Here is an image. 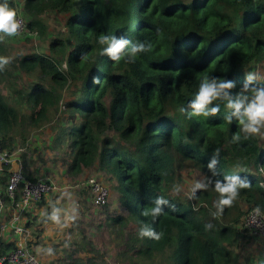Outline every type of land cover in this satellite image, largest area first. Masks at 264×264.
Returning a JSON list of instances; mask_svg holds the SVG:
<instances>
[{"label":"trees","instance_id":"16d2710c","mask_svg":"<svg viewBox=\"0 0 264 264\" xmlns=\"http://www.w3.org/2000/svg\"><path fill=\"white\" fill-rule=\"evenodd\" d=\"M8 4L25 21L23 41L31 51L11 54L8 44L0 42V56L11 57L0 72L2 150L10 154L18 149L26 181L48 178L33 166L28 148L29 131L41 129L51 138L49 157L61 163V182L80 183L74 188L77 199L64 207L60 222L52 219L59 211L55 197L44 195L23 208L17 224L29 232L31 250L47 261L109 264L88 234L91 226L82 225L93 212L88 204L94 195L84 181L96 172L105 176L115 205L123 210L97 225H105L113 237L116 264H264V237L242 229L248 211L256 209L264 217L263 144L258 136L243 139L238 121L224 119L229 110L223 103L216 116L189 118L180 112L203 77L235 81V94L247 73H254V65L264 62V0ZM47 13L62 17L61 30L49 24ZM101 35L123 36L133 44L150 45V51L139 53L132 63L112 61L101 54ZM16 75L30 82L14 84L10 79ZM256 83L264 86V78ZM236 133L241 134L239 143L232 142ZM217 149L213 175L208 164ZM186 167L197 170L207 188L184 198L171 195L177 174ZM8 169L9 164H3L0 171L3 221L18 212L7 195ZM83 173L87 176L81 177ZM232 175L250 186L218 212L215 182L225 183ZM59 191L53 196H65ZM110 193L105 205L92 206L109 207ZM157 198L167 201L162 213L156 218L143 215ZM144 225L161 238L140 237ZM0 239L3 252L17 245L13 230ZM242 239H259L263 252L244 255Z\"/></svg>","mask_w":264,"mask_h":264},{"label":"clouds","instance_id":"9594fccd","mask_svg":"<svg viewBox=\"0 0 264 264\" xmlns=\"http://www.w3.org/2000/svg\"><path fill=\"white\" fill-rule=\"evenodd\" d=\"M23 27V21L18 17L14 8L10 7L8 0L0 3V42L5 37H14L20 34ZM98 43L102 46L101 54L107 55L112 61L119 62L125 59L126 62H135L138 54L150 51V45L144 43H131L127 38L115 35H101ZM11 62V57L0 56V72L4 71L6 66ZM67 65H65V68ZM257 74L249 72L245 76L244 82L238 92L233 94L232 90L236 87L233 80L218 78L214 76H205L201 79L198 90L193 99L188 102L187 108L181 107L180 112L187 113L189 118L216 116L220 112V105L223 103L229 112L224 119L228 123H232L233 119L238 121L240 125V133H243V139L252 136H260L264 138V86H258L256 81ZM94 82H96L94 80ZM219 101V103H216ZM190 109V111H188ZM236 133L232 136L233 143H239L241 134ZM219 149L215 151L213 158L208 164V168L213 170L215 175V165ZM225 183L219 180L215 182V190L220 194L217 203L218 212H222L224 207H230L239 195V190L250 186L247 180H241L239 176L232 175L224 178ZM207 185L197 182L193 188L206 189ZM167 204L163 198H157L155 206L150 210L144 211L143 215H151L153 218L158 217L162 211V205ZM52 219L58 221V216ZM211 227V225H206ZM140 237H149L155 240L161 238V233L155 232L153 229L144 225L139 230Z\"/></svg>","mask_w":264,"mask_h":264},{"label":"rangeland","instance_id":"374dc122","mask_svg":"<svg viewBox=\"0 0 264 264\" xmlns=\"http://www.w3.org/2000/svg\"><path fill=\"white\" fill-rule=\"evenodd\" d=\"M14 4L18 5L21 0H13ZM46 19L48 20L49 24L51 26H55V29H62V22L63 19L62 17L47 13L45 14ZM24 36H14V37H5L4 41L6 44H8L10 48V53L14 54L16 51L21 52V53H26L31 51V47L28 45L29 42H26L25 40L23 41ZM41 49H45V44L44 42L41 43ZM254 73L257 74L258 77L264 78V62L260 64L254 65ZM11 82L14 84L18 85H24L26 86L30 81L28 77H25L23 75H16V77L10 79ZM63 124V121H62ZM260 142L263 144L264 147V138L258 136ZM28 143L30 146L28 147L30 151V156L33 160V166L35 165L36 168H38L40 171H42L43 175L51 178L52 180H55L57 182V186L60 187L55 191L63 192L65 193V196H53L55 192L47 194L45 199L51 200L53 197H55V203H58L59 205V211L57 212V216L59 217V220L56 222H60L63 219V210L64 207L70 206L72 203L75 202L77 197L74 194V188L73 183H63L61 180L62 178V173L59 171L61 170V163L59 161L54 162L50 157L49 153L51 151V138H49L45 135L43 136L42 130L41 129H34L30 130L28 134ZM51 147V148H50ZM20 151L22 149H19ZM92 176L90 177H96L99 181L103 182L104 184L110 189V184L105 180V176L101 173H96L93 172L91 173ZM87 176L86 173H83L81 177ZM79 177L76 181H80ZM74 182V181H73ZM197 182L202 183V175L195 169L191 167H186L182 171H180L177 174L176 181L174 184L173 189H170L169 192H171V195L178 196L180 198L188 197L191 195L194 186L196 185ZM66 186H70L68 189ZM62 187V188H61ZM66 191V192H65ZM110 195V205L109 207L104 206L103 208H96L95 206H92V204H88L92 208V214L91 210L89 212L90 218L87 220L88 224H82V225H90L91 226V232L88 234L92 235L90 236L91 239L93 240L94 244L97 246V249L100 251L99 254L103 256L104 260L108 261L109 264H116V258H117V248L115 247L113 243V237L109 235V231L106 228L105 225H102L97 228V225L99 222H102L105 217L115 215L119 212H122V208L119 207V205H115V200H114V192L110 189L109 190ZM70 196H67V195ZM84 197H87V195L84 194ZM84 197H81L80 199L83 201L85 200ZM87 202V200H86ZM89 199H88V202ZM115 206V207H114ZM92 215V218H91ZM5 216V215H3ZM3 216H0V224L1 222L5 219ZM1 217L3 218L1 220ZM4 234V233H3ZM243 247H241V250L244 251L243 254L245 255L247 252H263V245L261 244L260 240L256 239H242L241 240ZM246 242V243H245ZM40 260L44 264H65L63 261H58L55 262L54 260H51L50 258L45 259L44 256H40ZM102 260V259H100Z\"/></svg>","mask_w":264,"mask_h":264},{"label":"built area","instance_id":"2783aa9c","mask_svg":"<svg viewBox=\"0 0 264 264\" xmlns=\"http://www.w3.org/2000/svg\"><path fill=\"white\" fill-rule=\"evenodd\" d=\"M18 17L23 21V27L20 35L26 33L25 21L19 13ZM18 149L8 154L2 150L0 140V171L3 164H9L7 195L14 203V207L18 208V212L10 214L8 220L0 224V237L3 233L13 230L16 235V247L12 250L3 252V244L0 239V264H44L40 260V256L31 250L27 244V236L29 232L22 225L17 224L21 212L25 206L31 201L41 199L42 196L57 190V182L51 178H39L36 181H26L23 176V163L16 154ZM84 183L88 185L93 192L92 204L96 206H103L106 204L109 191L108 188L102 184L96 177L87 178ZM80 183H76L73 187H78ZM62 188V187H61ZM20 189V201L15 202L16 191ZM3 208L2 197L0 195V209ZM243 233L249 231V234L264 237V217L260 215L258 210L253 209L246 213L244 223L242 226Z\"/></svg>","mask_w":264,"mask_h":264}]
</instances>
